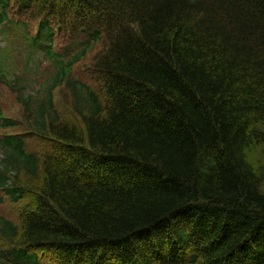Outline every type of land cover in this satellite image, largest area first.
<instances>
[{
    "label": "trees",
    "instance_id": "obj_1",
    "mask_svg": "<svg viewBox=\"0 0 264 264\" xmlns=\"http://www.w3.org/2000/svg\"><path fill=\"white\" fill-rule=\"evenodd\" d=\"M2 84L0 264H264V0H0Z\"/></svg>",
    "mask_w": 264,
    "mask_h": 264
},
{
    "label": "rangeland",
    "instance_id": "obj_2",
    "mask_svg": "<svg viewBox=\"0 0 264 264\" xmlns=\"http://www.w3.org/2000/svg\"><path fill=\"white\" fill-rule=\"evenodd\" d=\"M15 58L17 62H19V64L21 65L23 61L21 60V57L18 54H16ZM83 70L84 69L80 67L79 73L81 78L84 77L83 75L85 72ZM4 86L5 85L3 84L0 85V104L8 110H13L17 106L16 100L14 96L11 93H9L7 89H5ZM250 158L253 161L254 165L260 169V171L262 169L264 170V150L262 149V147H257L253 151H251ZM263 190H264V186H263ZM6 210L7 208L5 206H0L1 212H5Z\"/></svg>",
    "mask_w": 264,
    "mask_h": 264
}]
</instances>
